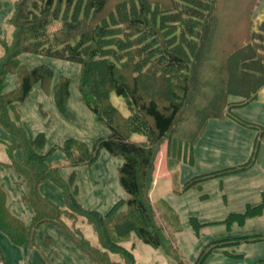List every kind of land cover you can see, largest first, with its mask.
<instances>
[{"label":"trees","instance_id":"trees-1","mask_svg":"<svg viewBox=\"0 0 264 264\" xmlns=\"http://www.w3.org/2000/svg\"><path fill=\"white\" fill-rule=\"evenodd\" d=\"M252 7L243 11L225 0H19L11 23L14 42H2L0 126L8 136H0V141L7 144L11 156L16 150L22 152L23 160L13 159L9 165L27 181L29 192L24 201L34 210L33 228L9 208L0 183V233L13 245L23 246L33 241L40 225H56L95 264H123L113 261L111 254L133 263L132 253L123 246L132 234L171 255L168 250L173 247L156 225L150 201L157 156L165 142L170 158L178 157L184 144L187 150L192 149L211 120L234 116V108L255 101L264 89V19L255 25ZM240 9L243 12L239 14ZM232 28H237L240 36L231 35L227 29ZM25 53L80 65V99L109 134L98 138L93 150L76 139L66 140L59 149L72 168L94 163L101 150L123 158L119 180L128 198L115 203L108 213L83 208L71 191L74 177L66 182L59 168L48 163L50 154L41 153L47 145L45 134L32 137L11 119V111H18L37 85L49 90L54 77L47 65L22 64L19 56ZM10 75L16 77L17 84L5 92ZM70 85V78L62 76L54 94L68 121L75 116L68 108ZM113 94L125 100L129 116L112 104ZM232 97L239 100L233 102ZM135 134L146 140L134 141ZM256 150L255 146L246 164L193 178L186 189L250 168ZM47 180L63 189L67 209L40 193V185ZM263 212L264 203L248 205L244 213H233L222 223L244 225L247 218ZM65 219L74 226L79 219L86 221L94 228L99 244H91L80 230L72 232ZM192 222L196 231L204 226L196 218ZM259 241H264V235L213 241L196 264H203L213 248ZM178 255L173 258L182 264ZM256 264H264V260Z\"/></svg>","mask_w":264,"mask_h":264},{"label":"rangeland","instance_id":"rangeland-1","mask_svg":"<svg viewBox=\"0 0 264 264\" xmlns=\"http://www.w3.org/2000/svg\"><path fill=\"white\" fill-rule=\"evenodd\" d=\"M18 1L0 0V58L5 54L2 42L12 44L15 39V27L11 23L16 15ZM225 1L235 3L243 11L249 6H254L252 10L255 9L253 14L255 25L264 19V0H260L259 3L257 1L254 3V0ZM242 9L238 10L239 14ZM227 30L236 38L240 36L237 28ZM221 40L218 39L219 42ZM19 60L29 67L47 65L53 69L54 77L49 90L37 85L27 101L18 107V111H11V119L23 125L32 137L39 133L45 134L47 145L41 153L50 154L48 163L59 168L66 182H70L72 176L74 177L71 191L76 194L83 208L94 209L102 214L108 213L115 203L128 198L119 180V168L123 164V158L101 150L94 163L72 168L66 155L59 149L66 140L76 139L86 143L89 149L93 150L96 140L109 134V129L98 122L95 114L80 99V65L26 53L20 55ZM62 76L71 80L68 108L75 115L71 121L65 119L55 101V88ZM6 81L5 92L16 87L17 79L14 75L8 76ZM230 100L235 102L239 98L232 97ZM112 104L123 115H130L122 97L113 94ZM231 114L234 116L226 114L222 119L211 120L194 147L187 150L184 144L178 157L170 158L168 142L163 143L157 156L150 201L155 223L167 237L168 245L174 249L168 250V253L174 255H168L163 249L148 246L136 234H132L129 240L122 244L132 253L134 262L126 261L120 255L111 254L113 261L123 264H177L173 257L179 254L182 264H196L202 251L213 241L255 234L264 235V212L261 216L247 218L244 225L236 223L229 227L222 223L233 213H244L248 205L255 207L264 203V89L255 101L234 108ZM249 123L257 126L252 127L253 125ZM0 136H8L2 126ZM132 139L136 142L146 140L139 134L133 135ZM255 146L257 148L255 161L250 168L209 178L186 189L187 182L193 178L246 164L252 158ZM54 148L56 150L52 151ZM13 159L22 161V152L16 150L11 156L7 144L0 141V183L7 194V204L31 229L34 210L24 201L29 192L28 184L26 179L9 165ZM39 191L61 209H67L63 189L53 181L43 182ZM193 218L204 225L199 231L193 226ZM65 222L72 232L80 230L91 244H99L94 228L86 221L79 219L75 226L68 219H65ZM36 230L33 241L23 246L13 245L0 233V246L8 255L10 262L95 264L60 227L44 223ZM263 250L264 241L242 243L227 248L216 247L203 264H251Z\"/></svg>","mask_w":264,"mask_h":264},{"label":"crops","instance_id":"crops-1","mask_svg":"<svg viewBox=\"0 0 264 264\" xmlns=\"http://www.w3.org/2000/svg\"><path fill=\"white\" fill-rule=\"evenodd\" d=\"M239 245H242V243L241 244H239ZM234 246H238V245H234ZM233 246V247H234ZM0 251H1V256H0V258H1V260L4 262V264H13L12 262H10L9 260H8V255L4 252V250H3V248L0 246ZM230 254V253H229ZM237 257V256H236ZM264 258V250L261 252V254H259V255H257L254 259H253V263L254 264H256L258 261H260V260H264L263 259ZM253 263H251V264H253Z\"/></svg>","mask_w":264,"mask_h":264},{"label":"built area","instance_id":"built-area-1","mask_svg":"<svg viewBox=\"0 0 264 264\" xmlns=\"http://www.w3.org/2000/svg\"><path fill=\"white\" fill-rule=\"evenodd\" d=\"M0 264H4V262L0 259Z\"/></svg>","mask_w":264,"mask_h":264}]
</instances>
